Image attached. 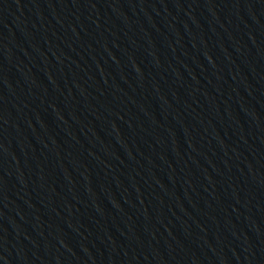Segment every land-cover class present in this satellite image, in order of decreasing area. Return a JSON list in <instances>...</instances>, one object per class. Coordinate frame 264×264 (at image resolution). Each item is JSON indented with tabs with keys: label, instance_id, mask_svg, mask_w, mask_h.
Listing matches in <instances>:
<instances>
[{
	"label": "water",
	"instance_id": "water-1",
	"mask_svg": "<svg viewBox=\"0 0 264 264\" xmlns=\"http://www.w3.org/2000/svg\"><path fill=\"white\" fill-rule=\"evenodd\" d=\"M209 70L227 264H264V0H195Z\"/></svg>",
	"mask_w": 264,
	"mask_h": 264
}]
</instances>
